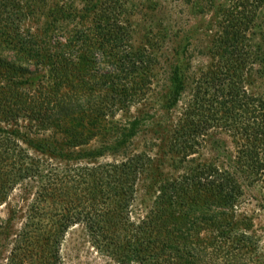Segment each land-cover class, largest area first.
Returning a JSON list of instances; mask_svg holds the SVG:
<instances>
[{
	"label": "rangeland",
	"instance_id": "1",
	"mask_svg": "<svg viewBox=\"0 0 264 264\" xmlns=\"http://www.w3.org/2000/svg\"><path fill=\"white\" fill-rule=\"evenodd\" d=\"M102 1L0 0V9L5 3H12L8 10L15 17L13 25L20 24L22 30L45 40L52 54L68 55L75 66L82 59V53L93 54L95 66L85 73L87 76L93 73L98 77L114 68L101 61L100 43H105V47L135 53L147 66L140 89H136L137 94L124 101L115 99L114 106L104 110L105 116L92 129L96 132H84L82 136L78 135L75 142L71 140L69 145L58 146L57 151L66 160H52L55 167L64 165L73 179L84 167L100 165L101 168L106 164L130 160L134 155L142 156L135 157V161L144 164V168L136 173L132 183L127 184L125 190L128 192L124 197L128 204L122 208L123 217L119 218L128 228L131 223L145 220L153 212L160 188L164 187L168 190L165 192H169L174 184L172 181L180 176L191 174L203 164H212L221 171L231 172L236 184L241 187L240 193L235 195L234 227L244 229L253 245L250 255L259 256L258 264H264V172L252 173L250 168L237 161L239 146L244 138L215 127L186 155L178 153L177 146L170 149V141L178 131L183 110L190 99L192 82L212 62L211 46L226 29L232 28L239 35L244 34V44L249 46L255 57L258 55L244 74L247 91L251 94L264 92V1L113 0L103 5ZM107 6L121 8L122 16L115 17V12ZM0 29L3 30V27ZM177 63L182 67L185 87L178 102L170 105L169 75ZM29 67L34 69L32 64ZM80 68L83 69L81 65ZM50 69L42 67L37 73L45 75V81L53 85ZM117 73L126 91L131 90L142 76L140 72L131 74L126 81L127 76ZM19 75L17 79L20 80ZM77 80L75 75L73 82L76 84ZM36 81L38 78L34 79L30 90L38 91ZM114 87L117 88V85ZM100 89L106 88L101 85ZM33 123L30 119L15 117V120L0 123V129L32 155L35 152L27 142L37 144L44 139L65 140L60 132L52 128L38 131ZM97 152L103 154L99 156ZM42 180L27 178L13 189L0 192V264H27L28 257H23L18 250L20 242H23V231H28L30 225L38 220L45 224L51 219V224L52 219L56 222L59 218L62 226L67 224L69 227L58 233L56 244L51 246L53 252L48 257L53 264H144L134 258L130 228L124 237L125 243L119 247L111 242L107 245L104 237L88 228L90 221H100L98 215L103 208L100 202L93 205L86 201L84 185L69 181L70 207L68 215L60 217L59 206L53 211L49 199L36 195ZM207 188L215 189L214 185H207ZM233 191L237 192L233 189L229 194L234 195ZM105 198L110 202L111 193ZM215 211L205 207L199 208L196 213L189 211L188 220H191L188 223L195 221L196 217L206 216L202 218L205 219ZM175 216L180 222L184 220L183 215ZM215 237L216 231L209 228L201 230L197 239L210 243ZM187 251L193 252V248L191 250L187 246Z\"/></svg>",
	"mask_w": 264,
	"mask_h": 264
},
{
	"label": "trees",
	"instance_id": "2",
	"mask_svg": "<svg viewBox=\"0 0 264 264\" xmlns=\"http://www.w3.org/2000/svg\"><path fill=\"white\" fill-rule=\"evenodd\" d=\"M107 1L113 0H103L101 4ZM3 6L0 9V27H3L0 29V123L15 120V117L30 119L38 131L52 128L65 140L44 139L37 144L27 142L35 152L32 155L0 129V192L13 189L27 178H41L36 195L49 199L53 211L59 206V216L62 217L70 207L69 181L84 185L86 201L93 205L100 202L103 208L98 215L100 221H90L88 228L104 237L107 245L111 242L118 247L125 243L124 237L130 228L134 258L144 264H258L260 257L250 255L253 245L244 229L234 227L235 195L240 193L241 187L231 172L203 164L191 174L180 176L172 181L174 184L169 192H165L167 189L164 187L160 188L153 212L145 220L131 223L128 228L119 218L123 217L122 208L128 204L124 197L128 192L125 190L127 184L132 183L136 173L144 168V164H138L135 157L142 156L134 155L130 160L106 164L101 168L100 165L84 167L73 179L64 165L55 167L52 160H66L57 151L58 146L69 145L71 140L75 142L84 132H96L92 129L105 116L104 110L114 106L115 99L124 101L137 94L136 89H140L147 66L135 53L100 43L101 61L114 68L98 77L93 73L87 76L85 73L95 66L93 54L82 53L77 66L68 55L52 54L45 40L22 30L20 24L13 25L15 17L8 10L12 3ZM107 7L115 12V17L122 16L121 8ZM244 39V34L239 35L232 28L217 36L210 50L212 62L192 82L190 99L183 110L178 131L170 141V149L177 146L178 153L186 155L210 129L223 128L244 138L237 161L250 168L252 173L260 174L264 172V92L251 94L244 85L246 69L258 57L244 44ZM31 64L33 70H30ZM79 65L83 69H79ZM47 66L51 68L53 85L45 81V75L37 73ZM117 71L127 76L126 81L131 74L140 72L142 76L131 90L126 91ZM18 74L24 80L17 79ZM75 75L78 76L76 84L73 82ZM36 78L38 91L30 90ZM169 82L170 105H175L185 87L182 67L178 63L169 75ZM101 85L106 89H100ZM53 144L57 146L52 147ZM100 154L103 153H96ZM207 185H214L215 189H208ZM233 189L237 192L229 194ZM110 193L112 198L109 202L105 196ZM204 207L214 208L217 212L205 219L202 218L206 216L196 217L195 221L188 223L191 220H188L189 211L196 213ZM175 214L183 215L184 220L178 221ZM60 219L56 222L52 219L51 224V219L45 224L38 220L30 225L28 231H23V242H20L18 250L23 257H28L27 264H53L48 257L53 252L51 246L56 244L58 233L69 227L67 224L62 226ZM209 228L216 231L213 241L206 243L197 239L201 230ZM187 246L191 250L193 248V252L187 251Z\"/></svg>",
	"mask_w": 264,
	"mask_h": 264
}]
</instances>
